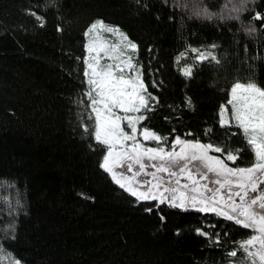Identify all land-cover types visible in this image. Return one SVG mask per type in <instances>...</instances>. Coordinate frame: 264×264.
I'll return each mask as SVG.
<instances>
[{
  "label": "trees",
  "instance_id": "1",
  "mask_svg": "<svg viewBox=\"0 0 264 264\" xmlns=\"http://www.w3.org/2000/svg\"><path fill=\"white\" fill-rule=\"evenodd\" d=\"M234 4L0 0L1 249L21 264H231L244 255L228 252L249 230L213 212L138 200L100 167L107 147L94 136L84 75L89 24L119 26L136 43L146 94L155 97L141 125L167 143L242 149L235 163L225 161L247 167L253 154L240 129L220 125L219 111L234 81L264 86V31H245L249 21L264 25L253 20L264 16V0L229 19ZM202 7L213 16L196 15ZM213 45L219 63L195 61L183 75L178 54Z\"/></svg>",
  "mask_w": 264,
  "mask_h": 264
},
{
  "label": "snow or ice",
  "instance_id": "2",
  "mask_svg": "<svg viewBox=\"0 0 264 264\" xmlns=\"http://www.w3.org/2000/svg\"><path fill=\"white\" fill-rule=\"evenodd\" d=\"M253 2L254 0H239V4H234L230 10L235 15H229L228 18L239 19V14L247 11L248 4ZM196 15L211 18L213 13L202 7L196 11ZM37 19L41 20L43 26L42 18ZM253 20H264V16L255 12ZM245 31L249 35L264 31V25L258 29L249 21L245 25ZM102 33L118 35L120 40L118 43H109ZM84 35L89 37L86 45L89 56L84 61L87 65L84 75L88 77V96L95 113L94 136L99 144L107 146V153L100 167L109 172L121 188H126L140 200L159 199L163 203L167 199L164 193L170 192L173 207L183 208L188 202L196 208L199 204L201 206L197 208L198 211L213 212L249 230L248 237L240 241L238 248L230 250L228 255L236 257L237 252L242 251L245 256L244 264H264V86L251 79H238L229 85L230 98L227 105L231 106L230 112L227 106L220 105V125L230 127L234 124L240 129L248 149L253 154V161L249 166L229 167L225 162L227 160L235 163L242 149L230 150L227 146L203 144L198 140H182L177 137L169 151L163 147L147 148L137 140V125L146 117L117 114L118 111L127 114L139 113L142 109L151 110L148 100L155 99L150 94H143L147 92V88L132 55L136 53L137 45L118 27L106 25L102 20L93 22ZM192 52L196 53L198 50L192 49ZM183 56L182 53L178 62ZM209 57L216 60L211 53H198L196 59L203 61ZM105 58L112 63L102 64L101 60ZM216 62L219 63L218 60ZM181 71L183 75L191 76L192 67L186 66ZM123 121L127 122L130 132L122 126ZM139 134L145 140H154L158 144L166 139L148 128H144ZM176 146H179V151H176ZM209 152L225 153V159L209 155ZM146 161L153 163L149 165ZM134 165L138 166L139 172H144L149 166L155 169L151 173L155 183L147 182L151 184L148 191L140 192L131 186V179L139 172H133V177L129 178L114 171L117 167H125L132 172ZM159 173H167L169 178L175 177V184L179 187H165L157 195L152 189L159 190L165 183L164 177L158 175ZM209 173L215 179H211ZM181 178H186L189 183L181 185ZM201 181H210L218 187L210 188L208 184H201ZM168 183L171 184V179ZM181 188L197 195L188 196ZM205 193L211 195L205 196ZM197 231L200 235H208L199 229ZM12 264L21 262L15 260Z\"/></svg>",
  "mask_w": 264,
  "mask_h": 264
},
{
  "label": "rangeland",
  "instance_id": "3",
  "mask_svg": "<svg viewBox=\"0 0 264 264\" xmlns=\"http://www.w3.org/2000/svg\"><path fill=\"white\" fill-rule=\"evenodd\" d=\"M96 20H102L106 25H110V26L118 27V28L121 30V32H123L124 34H126V33H125V32H124L119 26L114 25V24L110 23L109 21H107V20H105V19H95V20H93V21L89 24V26H90L93 22H95ZM89 26H88V27H89ZM126 35H127V34H126ZM102 36H103L104 38H106V39L108 40L109 43H118L119 40H120V37H119L118 35H112V34H108V33H102ZM128 38H129V37H128ZM88 39H89V37H86V45H87V43H88ZM129 40H131V39L129 38ZM131 41H132L133 43H135L133 40H131ZM135 44H136V43H135ZM192 49H197L198 52L194 53V52H192ZM136 52H137V51H136ZM182 53L184 54V56H183V58H181V59L179 60V62H178V63H179V66H180L181 69L184 68V67H186V66H191V67H193V65H192L193 62H195V61H199V60L196 59V56L198 55V53H205V54H207V53H211L212 56H215V57H216V55H215V51H214V47H213V46H192V47H189L188 49H186V50L180 52V53L178 54V58L181 57V54H182ZM130 54H131V53H130ZM132 55L134 56V61H133L134 64H136L137 68H139V70H140V66H139V64L137 63V60H136V53H134V54H132ZM88 56H89V54H88L87 49H86V57H85V59L88 58ZM209 59H211V57H209ZM206 60H207V59H206ZM101 63H102V64H103V63H112V61H111V60H108L107 58H105V59H102V60H101ZM86 68H87V65H86ZM126 71H127V70H126ZM140 73H141V72H140ZM130 74H133V75H134L135 73H130ZM87 78H88V77H87ZM142 80H143V79H142ZM144 85H145V84H144ZM89 91H90V86H89V88H88V93H89ZM143 94H144L145 96H147L146 93H143ZM93 95H95V93H93ZM148 104H149V100H148ZM224 105L227 106V107L229 108V112H230L231 106H230V105H227V103H225ZM92 109H93V105H92ZM145 110H146V109H142L141 112H139V113H127V114L118 111L117 114H118V115H121V116H124V115H135V116H139V115H145ZM94 115H95V113H94ZM141 122H142V121H141ZM141 122H139V124L137 125V129H138L137 140H138L140 143H142V144H143L145 147H147V148L163 147L166 151H169V150L172 149V146H173V144H174L176 138H175L171 143H167L166 140H162L159 144H158L156 141H154V140H145V139L143 138V136H141V135L139 134L141 131H143L144 128H146V127H143V126L141 125ZM122 126L125 127V130H126V131H129V132L131 131L130 129L127 128V122H126V121H123V122H122ZM232 126L235 127L234 124H233ZM149 130H151V129H149ZM151 131H152V130H151ZM153 132H154V131H153ZM156 134H157V133H156ZM179 138H180V137H179ZM180 139H182V140H191V139H186V138H180ZM192 141H195V140H192ZM199 142H200V141H199ZM128 143L131 144V141H129ZM200 143H203V144H209V143H206V142H200ZM214 146H215V145H214ZM106 147H107V146H106ZM176 151H179V146H176ZM106 153H107V150H106ZM106 153H105V154H106ZM209 155H212V156H218V157H220L221 159H223V158H222L220 155H218L216 152H209ZM225 162H226V161H225ZM146 163L150 165V164L153 163V162H151V161H146ZM226 163H227V162H226ZM227 164H228V163H227ZM228 165H229V164H228ZM229 167H232V166L229 165ZM114 171H116L118 175H119V174H123L125 177L132 178V177H133V172H139V168H138V166L134 165V166H133V171H132V172H129V171L126 170L125 167H117V168L114 169ZM154 171H155V169L149 166V167H147V168L144 170V172H139V174H138L137 176H135L133 179H131V186H132L133 188L137 189V190L140 191V192L148 191L149 188H151V184H150V183H147V182H148V181H151L152 183H155V181L152 179V176H151V173L154 172ZM158 175H161V176L164 177L165 183L161 186V188H160L159 190L154 189V188L152 189V191H153V192H156L157 195H159L160 192H163V189H164L165 187H179L178 185L175 184V180H176L175 177H171V178H169L168 175H167V173H159ZM111 176H112V175H111ZM209 176L211 177V179H215V177L213 176V174L209 173ZM169 179H171V184L168 183V180H169ZM122 182H124V181H122ZM180 183H181V185H183V184H186V183H189V182H188V180H187L186 178H181ZM201 184H208L210 188H216V187H218V185L212 184L210 181H201ZM0 186H1V185H0ZM262 187H264V186H262ZM125 189H126V188H125ZM126 190H127V189H126ZM127 191H128V190H127ZM181 191H185V192H187V195H188V196L197 195L196 193H192L191 191H188V190H186V189H182V188H181ZM171 195H172V194H171L170 192H166V193H164V196L167 197V199H165L164 202H166V203H168V204H171ZM177 195H178V194H177ZM210 195H211V193H205V196H210ZM0 197H1V192H0ZM135 197H136V196H135ZM136 198H137V197H136ZM137 199H138V198H137ZM138 200H140V199H138ZM149 200H151V199H149ZM154 201H156V202H158V203H161L159 199L154 200ZM176 202L179 203L178 200H177ZM200 206H201V205L197 204L195 209L199 208ZM183 208H193V207L191 206L190 203L186 202L185 207H183ZM0 258H1V260H2V262H3L4 264H12V261L17 260V259L14 258L11 254H9L8 252H6L5 250H3V249H1V248H0ZM244 260H245V256L242 255V256L239 257V259L234 260L231 264H244Z\"/></svg>",
  "mask_w": 264,
  "mask_h": 264
}]
</instances>
